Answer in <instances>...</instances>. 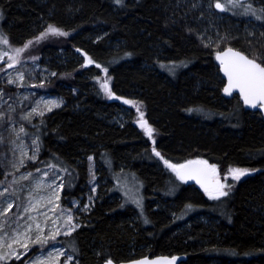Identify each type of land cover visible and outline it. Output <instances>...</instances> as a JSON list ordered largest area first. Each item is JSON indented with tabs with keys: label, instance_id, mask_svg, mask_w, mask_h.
<instances>
[{
	"label": "trees",
	"instance_id": "16d2710c",
	"mask_svg": "<svg viewBox=\"0 0 264 264\" xmlns=\"http://www.w3.org/2000/svg\"><path fill=\"white\" fill-rule=\"evenodd\" d=\"M182 6L180 0H0V35L10 55L32 41L11 62L50 58L56 75L45 88L65 100L31 129L40 149L30 168L65 172L62 204L85 193L91 156L103 176L122 168L143 183L146 223L106 191L80 229L59 239L78 264L158 255H183L181 264H264V119L259 110H246L237 94L224 96L216 61L232 48L264 67V32L249 39L223 30L211 47ZM231 18L235 25L246 17ZM258 24L264 29V20ZM49 26L66 35L37 42ZM83 56L91 66L84 67ZM103 72L112 78L114 96L142 104L155 144L136 125L134 111L122 126L111 122L121 105L106 99ZM156 152L174 165L207 161L221 176L231 167L257 173L229 181L226 200L214 203L198 186L181 184ZM187 208L197 213L183 220ZM199 214L207 221L195 218Z\"/></svg>",
	"mask_w": 264,
	"mask_h": 264
},
{
	"label": "rangeland",
	"instance_id": "374dc122",
	"mask_svg": "<svg viewBox=\"0 0 264 264\" xmlns=\"http://www.w3.org/2000/svg\"><path fill=\"white\" fill-rule=\"evenodd\" d=\"M180 1L183 6L189 7L190 13L194 16L192 19L201 26V39L211 47L223 37L221 34L223 30L231 33L237 29L238 37L249 39L264 32L263 27L258 24L264 20L262 12L264 6L254 0H236L235 4L231 0ZM218 2L224 4L225 11L215 7ZM236 14H241L246 18L243 22L233 25L231 16ZM4 52L10 55L6 44L0 42V57L3 58L0 62V256L5 257L0 258V264H8L12 261H23L25 264H78L77 256L69 251L59 239L68 237L79 230L83 224L82 220L90 213L95 203L101 197L106 198L107 195L110 201H122L134 207L137 217L146 223L148 219L145 212L143 183L135 174L126 172L122 168L103 176L101 167L91 156L87 158L89 168L87 181L83 187L84 190L86 189L85 193L78 199L66 197L62 204L60 200L65 172L59 166L30 168L37 163L40 149L39 140L31 133V129L36 127L43 117L65 105L62 97L45 88V84L52 81L56 75L51 68V59L45 58L42 64L37 62L14 64L3 56ZM82 58L84 67L92 65L87 56ZM10 63L12 67H8ZM170 68L176 67L171 65ZM105 82L111 90L112 78L103 72L101 85ZM103 91L108 101H116L121 105L120 112L111 119L112 123L122 126L130 122L128 117L134 111L139 118L136 125L145 132L140 121L141 114H143V120L145 119L142 104L128 98L118 97L119 99H116L113 97L117 96L112 94L110 97L104 89ZM124 101L132 103H124ZM199 113L202 111L199 110ZM147 125L153 129L152 136L148 137L151 143L155 144L156 131L148 122ZM159 157L166 167L172 170L168 167L170 163L166 164L162 156L159 155ZM233 168L239 167L229 169ZM240 169H247L249 174L242 176L239 180L233 179L229 170L221 176L217 169L220 182L226 184L223 189L225 192L233 189L229 181L239 183L257 173L248 168ZM174 174L176 175V172ZM226 176L227 180H225ZM178 181L181 184L184 182L179 177ZM106 191L109 194L105 195ZM202 191L207 195V199L214 200L205 190L202 189ZM226 197L227 195L221 196L215 199L214 203L222 202L226 200ZM9 204L12 205L11 210H8ZM32 206H35V210L26 211ZM5 211H7L6 215ZM195 213H197L196 208H187L181 217L185 220ZM69 217H71L70 222ZM195 218L207 221V218L201 214L196 215ZM29 226H31V231L27 235L31 239L25 240L24 233ZM70 229H72L70 234H65ZM57 230L59 234L55 235V239H48L47 243L33 242L37 235L50 237ZM16 237L19 238L20 243L14 242ZM25 242L28 245L27 248L21 246Z\"/></svg>",
	"mask_w": 264,
	"mask_h": 264
},
{
	"label": "snow or ice",
	"instance_id": "6c2138e0",
	"mask_svg": "<svg viewBox=\"0 0 264 264\" xmlns=\"http://www.w3.org/2000/svg\"><path fill=\"white\" fill-rule=\"evenodd\" d=\"M233 4H235L236 0H231ZM215 7L220 9L221 11H225V6L222 3H216ZM48 34L53 35H66V33L60 31L59 29L49 26L47 31L43 33L41 36L37 37V42L43 39ZM0 42L4 44H8V40L6 37H0ZM32 41H29V45ZM25 45L24 48L15 49V56L8 55L7 52L3 53V56L7 57L9 61L15 62L16 57L20 56L21 53L25 51V49L29 46ZM217 59L220 60L223 65V70L225 75L228 77V86L224 89V92L228 95L232 94L234 89L238 90L239 93L243 96V99L246 104L255 108L259 103L261 106H264V67H262L259 63H256L254 60L249 59L247 56L242 55L239 52L233 51V49L229 48L222 55H218ZM3 61V58L0 57V62ZM89 63H92L89 60ZM8 67H12V64H8ZM21 79L23 77L21 76ZM101 87L108 93L111 97L112 93L109 88L107 82L103 83ZM119 99L118 97H113ZM124 103H132L131 101H124ZM51 110V108L49 109ZM141 127L144 128L146 134L151 137L153 134V129L147 125V121L143 120V114L140 117ZM23 131V129H21ZM157 156L160 154L157 152ZM168 164L167 161H165ZM176 174L182 180L192 179L196 180L197 183L201 184V187L204 188L205 192L208 193L209 197L212 199H218L221 196H226L228 193L223 189L226 187V184L221 183L218 177L217 169L214 165H209L207 161L204 160H193L189 161L187 164L182 165H174L168 164ZM229 174L235 180H239L242 176L248 175L249 172L247 169L233 168L229 169ZM27 179V177H23ZM227 180V176L225 177ZM58 198V197H57ZM12 205L9 204L8 210H11ZM35 210V206H32L30 209H26V211ZM7 214V211L4 213ZM46 215V214H45ZM71 221V217H69V222ZM39 227V226H37ZM74 227V226H73ZM72 229L65 234H70ZM31 231V226H29L24 233L25 240L31 239L28 237L27 233ZM59 234V230L56 231L50 237H41L37 235L33 240L34 243H47L48 239H55V235ZM7 239V237H5ZM14 242L20 243L18 237L14 238ZM22 247L27 248V243H22ZM11 247V245H9ZM62 255V253H60ZM0 258H5L0 256ZM175 258L162 259L160 261L149 262L148 260L140 261L138 264H174ZM108 264H112L111 261H108Z\"/></svg>",
	"mask_w": 264,
	"mask_h": 264
},
{
	"label": "water",
	"instance_id": "95a60500",
	"mask_svg": "<svg viewBox=\"0 0 264 264\" xmlns=\"http://www.w3.org/2000/svg\"><path fill=\"white\" fill-rule=\"evenodd\" d=\"M220 10V9H219ZM232 49V48H231ZM228 50V49H227ZM227 50L225 51H222V52H219L217 55H216V61L219 65V69H220V74L222 76V78L224 79L225 81V85H224V89L228 86V77L225 75L224 73V70H223V65L221 64L220 60L217 59V56L218 55H222L224 52H226ZM233 51L235 52H239L241 53L242 55H245L244 53L236 50V49H233ZM246 56V55H245ZM249 58V57H248ZM250 59V58H249ZM255 61V60H254ZM256 62V61H255ZM258 63V62H256ZM260 64V63H259ZM261 65V64H260ZM262 66V65H261ZM263 67V66H262ZM224 89H223V94L226 98H230L232 97L233 95H238L241 99V102L243 104V106L245 107L246 110H249V111H254V110H259L261 112V115L264 119V106H261L259 103L257 104V106L255 108L251 107L250 105L246 104L244 99H243V96L239 93L238 90L234 89L232 91V94L231 95H228L224 92ZM188 163V162H187ZM185 163V164H187ZM209 164V163H208ZM210 165V164H209ZM184 182H187L189 184H193L195 186H198L199 188L203 189V187H201V184L200 183H197L196 180H192V179H187V180H183ZM172 258H175L174 260V264H181L183 261H185L186 257L183 256V255H158V256H154V257H142V258H138V259H133V260H129V261H123V262H115V261H112V260H109L112 262V264H138V262L140 261H144V260H148L149 262H153V261H160L162 259H169L171 260ZM103 264H108V261L104 262Z\"/></svg>",
	"mask_w": 264,
	"mask_h": 264
},
{
	"label": "bare ground",
	"instance_id": "6f19581e",
	"mask_svg": "<svg viewBox=\"0 0 264 264\" xmlns=\"http://www.w3.org/2000/svg\"><path fill=\"white\" fill-rule=\"evenodd\" d=\"M185 183H187V182H185ZM189 184V183H188ZM191 185H193V184H191Z\"/></svg>",
	"mask_w": 264,
	"mask_h": 264
}]
</instances>
